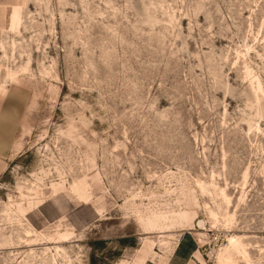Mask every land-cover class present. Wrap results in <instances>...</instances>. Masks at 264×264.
Instances as JSON below:
<instances>
[{
	"label": "rangeland",
	"instance_id": "374dc122",
	"mask_svg": "<svg viewBox=\"0 0 264 264\" xmlns=\"http://www.w3.org/2000/svg\"><path fill=\"white\" fill-rule=\"evenodd\" d=\"M233 237L264 264V0H0V264Z\"/></svg>",
	"mask_w": 264,
	"mask_h": 264
},
{
	"label": "bare ground",
	"instance_id": "6f19581e",
	"mask_svg": "<svg viewBox=\"0 0 264 264\" xmlns=\"http://www.w3.org/2000/svg\"><path fill=\"white\" fill-rule=\"evenodd\" d=\"M16 78V76H15ZM14 79V78H13ZM258 92H261V88L258 87ZM259 98V97H258ZM78 186V185H77ZM87 187V185H86ZM81 189V188H80ZM79 190V189H78ZM83 190V189H82ZM29 192V191H28ZM34 193V192H33ZM80 193V192H79ZM78 193V194H79ZM85 194V193H84ZM83 195V194H81ZM82 199V197H79ZM86 199V197L84 198ZM89 199V198H88ZM82 201H84L82 199ZM88 201V200H87ZM86 201V202H87ZM228 206V205H227ZM214 217V216H213ZM215 219V218H214ZM201 225V224H200ZM203 225V223H202ZM64 239V238H63ZM242 239H239V238H236V237H233L229 240V246L228 248H226L218 257V264H238L235 262L234 260V256L235 255H242L245 259V261L248 262V264H250V258H249V254L247 253L246 249H245V246L243 245ZM246 262V263H247Z\"/></svg>",
	"mask_w": 264,
	"mask_h": 264
}]
</instances>
